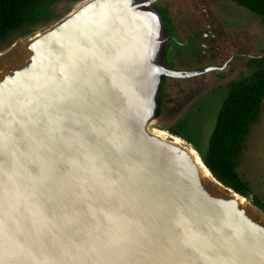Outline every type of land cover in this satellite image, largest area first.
<instances>
[{
  "label": "water",
  "instance_id": "95a60500",
  "mask_svg": "<svg viewBox=\"0 0 264 264\" xmlns=\"http://www.w3.org/2000/svg\"><path fill=\"white\" fill-rule=\"evenodd\" d=\"M158 1L42 0L0 44V264H264V210L205 161L228 91L177 99L198 71ZM215 7L264 41L262 14Z\"/></svg>",
  "mask_w": 264,
  "mask_h": 264
},
{
  "label": "flooded vegetation",
  "instance_id": "af4514ba",
  "mask_svg": "<svg viewBox=\"0 0 264 264\" xmlns=\"http://www.w3.org/2000/svg\"><path fill=\"white\" fill-rule=\"evenodd\" d=\"M193 1L196 2L197 13L191 23L177 22L171 13L172 0H160L158 4L167 10L178 39L170 52L175 69L198 71L192 82L183 77L168 78V81L178 84V100L193 95L197 90L199 93L197 92L196 111L199 112L206 106L204 102L210 96L228 91V97L234 86L245 83L259 72L264 56L249 57L243 66L241 59L234 56L240 49L251 44L256 46V50L251 54L263 53L264 41L260 40V35L244 31L220 16L215 7V0ZM181 130V125H174L170 129L177 135Z\"/></svg>",
  "mask_w": 264,
  "mask_h": 264
},
{
  "label": "trees",
  "instance_id": "16d2710c",
  "mask_svg": "<svg viewBox=\"0 0 264 264\" xmlns=\"http://www.w3.org/2000/svg\"><path fill=\"white\" fill-rule=\"evenodd\" d=\"M41 1L0 0V44L26 31L36 21L34 10ZM235 1L264 16V0ZM263 109L264 60L258 73L232 88L221 109L205 158L207 166L221 182L246 197L251 196V191L238 173L237 158L251 122ZM253 203L264 210V203L257 198H253Z\"/></svg>",
  "mask_w": 264,
  "mask_h": 264
},
{
  "label": "rangeland",
  "instance_id": "374dc122",
  "mask_svg": "<svg viewBox=\"0 0 264 264\" xmlns=\"http://www.w3.org/2000/svg\"><path fill=\"white\" fill-rule=\"evenodd\" d=\"M51 13L54 14L51 7L42 8L36 14L34 13L36 21L33 24L46 20ZM171 13L177 22L191 23L196 18V2L193 0H172ZM237 162L238 173L251 191V196L248 199L252 202L253 198H257L264 203V109L251 122L248 133L242 142Z\"/></svg>",
  "mask_w": 264,
  "mask_h": 264
},
{
  "label": "snow or ice",
  "instance_id": "6c2138e0",
  "mask_svg": "<svg viewBox=\"0 0 264 264\" xmlns=\"http://www.w3.org/2000/svg\"><path fill=\"white\" fill-rule=\"evenodd\" d=\"M6 153H5V150H4V148H0V156H3V155H5Z\"/></svg>",
  "mask_w": 264,
  "mask_h": 264
}]
</instances>
